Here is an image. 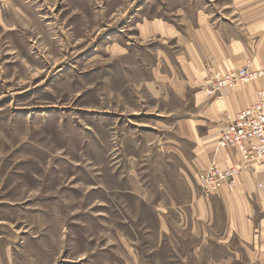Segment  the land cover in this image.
Listing matches in <instances>:
<instances>
[{
    "label": "rangeland",
    "instance_id": "1",
    "mask_svg": "<svg viewBox=\"0 0 264 264\" xmlns=\"http://www.w3.org/2000/svg\"><path fill=\"white\" fill-rule=\"evenodd\" d=\"M186 2L221 20L233 0H0V264L214 257L197 255L189 195L203 192L199 176L219 163L197 172L178 124L190 119L197 89L213 98L264 70L206 66L203 82L183 87L182 35L151 37L142 25L158 18L179 30ZM240 71L253 78L227 83ZM262 165L264 155L248 162L241 154L220 165L235 172L216 192ZM236 264H264V254L240 246Z\"/></svg>",
    "mask_w": 264,
    "mask_h": 264
},
{
    "label": "crops",
    "instance_id": "2",
    "mask_svg": "<svg viewBox=\"0 0 264 264\" xmlns=\"http://www.w3.org/2000/svg\"><path fill=\"white\" fill-rule=\"evenodd\" d=\"M250 3L233 0L228 8L218 12L221 20H214L209 10L186 2L183 9L176 11L183 24L179 30L175 24L158 18L145 20L142 30L151 37L164 35L169 41L182 35L183 87L191 86L193 80L203 82L208 74L206 66L219 71L251 64L264 70V2L256 6ZM169 68L174 71L171 65ZM156 84H147L154 94ZM260 89H264V77L245 86L224 89L213 98H207L203 89L194 92L190 119L178 125L181 137L189 142L191 165L197 172L212 160L222 166L240 161L236 147L217 151L216 142L229 117L252 105ZM189 197L194 209L190 230L199 236L197 255L215 252L214 257L205 258L208 264H219V258H226L221 264H236L240 246L264 254V165L241 173L234 188L223 187L210 196L193 190Z\"/></svg>",
    "mask_w": 264,
    "mask_h": 264
},
{
    "label": "built area",
    "instance_id": "3",
    "mask_svg": "<svg viewBox=\"0 0 264 264\" xmlns=\"http://www.w3.org/2000/svg\"><path fill=\"white\" fill-rule=\"evenodd\" d=\"M252 75L246 71L231 74L227 83L232 79L251 80ZM243 78V79H242ZM253 78V77H252ZM249 81V80H248ZM218 147L229 145L238 148L243 159L248 162L264 155V94L252 106L241 110L235 119L222 131L218 139ZM234 170H224L219 164L213 162L200 176L199 184L206 195L214 194L224 183L233 178ZM234 185V182L231 184Z\"/></svg>",
    "mask_w": 264,
    "mask_h": 264
},
{
    "label": "bare ground",
    "instance_id": "4",
    "mask_svg": "<svg viewBox=\"0 0 264 264\" xmlns=\"http://www.w3.org/2000/svg\"><path fill=\"white\" fill-rule=\"evenodd\" d=\"M255 104V103H254ZM253 105V104H252ZM252 105H250V106H252ZM250 106H248V107H250ZM247 107V108H248ZM243 110V109H242ZM241 112V110L240 111H238L237 113H235L233 116H230L229 117V119H235L236 117H237V115L239 114ZM230 146H232V145H229V146H227V147H224L223 149H225V148H228V147H230ZM235 147V146H234Z\"/></svg>",
    "mask_w": 264,
    "mask_h": 264
}]
</instances>
